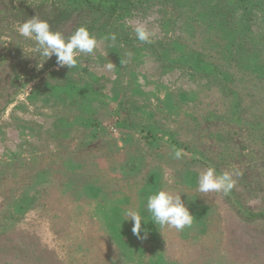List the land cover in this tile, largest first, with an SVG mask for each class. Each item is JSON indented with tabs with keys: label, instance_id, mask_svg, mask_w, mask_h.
Segmentation results:
<instances>
[{
	"label": "rangeland",
	"instance_id": "1",
	"mask_svg": "<svg viewBox=\"0 0 264 264\" xmlns=\"http://www.w3.org/2000/svg\"><path fill=\"white\" fill-rule=\"evenodd\" d=\"M35 15L94 53L57 68ZM208 167L239 173L227 195ZM157 190L190 227L151 221ZM0 264H264V0H0Z\"/></svg>",
	"mask_w": 264,
	"mask_h": 264
},
{
	"label": "clouds",
	"instance_id": "2",
	"mask_svg": "<svg viewBox=\"0 0 264 264\" xmlns=\"http://www.w3.org/2000/svg\"><path fill=\"white\" fill-rule=\"evenodd\" d=\"M134 31L139 41L152 42L150 37L153 33L148 31L143 23L137 22ZM18 32L23 37L36 42L33 51L46 58L45 60L55 55L57 68L65 66L69 69L76 68L79 63V54H93L98 43L96 37L90 35L85 26L76 28L70 36L65 37L61 32L51 30L48 22L39 19L36 15L20 23ZM106 39L115 42L116 36L110 34ZM128 55L130 56L131 53ZM114 67L111 62L105 65V69L109 72ZM173 154L175 158L179 159L183 155V150L174 148ZM234 174L239 175L234 171L217 173L214 167H208L197 178L198 191L203 193L222 192L227 195L235 186ZM146 208L151 221L156 226H170L177 231H182L185 227H190L193 224L194 215L185 206L180 194L173 195L165 190H157L147 196ZM123 216L126 217L125 220H131V232L134 236L141 239L147 237V229H142L144 220L139 211L126 208L123 211ZM142 231L144 236H141Z\"/></svg>",
	"mask_w": 264,
	"mask_h": 264
}]
</instances>
